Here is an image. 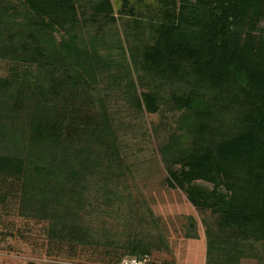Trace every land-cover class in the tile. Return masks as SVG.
<instances>
[{"label":"trees","instance_id":"obj_1","mask_svg":"<svg viewBox=\"0 0 264 264\" xmlns=\"http://www.w3.org/2000/svg\"><path fill=\"white\" fill-rule=\"evenodd\" d=\"M5 1L0 0V57L17 65L30 55L39 69L58 66L53 71L71 72L74 84L82 87L88 83L83 71L94 70L77 59L83 30L97 27L101 32L127 17L138 27L142 17L133 0H124L118 14L112 0H21L25 28L11 30L12 6ZM147 27L148 41L129 48L133 65L146 76L187 91L166 99L161 91L148 90L135 95L138 107L156 114L170 102L196 121L187 147L175 155L164 151L169 187L181 189L193 206L216 218V227L207 230L210 253L218 244L264 243V0H161L157 17ZM54 34L67 37L61 47L48 42ZM131 83L136 90L138 85ZM60 86L55 84L56 98L44 104L39 85L27 76L0 78L1 201L21 195L35 207L36 201L81 203L74 179L41 181L40 176L56 175L63 146L81 150L86 166L95 149L113 142L86 93L78 95L72 87L70 94L59 95ZM223 97L224 107L217 111ZM28 98L36 100L33 108L25 104ZM225 116L231 118L222 122ZM19 122H24L21 129L31 131L27 156L22 144L11 150L19 141L13 138ZM66 166L71 167L60 164L62 170Z\"/></svg>","mask_w":264,"mask_h":264},{"label":"rangeland","instance_id":"obj_2","mask_svg":"<svg viewBox=\"0 0 264 264\" xmlns=\"http://www.w3.org/2000/svg\"><path fill=\"white\" fill-rule=\"evenodd\" d=\"M123 1L112 0L115 13ZM144 1L140 4L133 0L142 16L138 27L133 17H127L101 32L97 27L83 30L76 58L89 62L94 69L83 71L88 82L83 87L74 84L71 72L53 71L58 66L39 69L30 55H26L29 63L24 55V61L17 65L0 57V78L27 76L39 85L44 104L55 97L53 87L57 82L61 84L56 91L59 95H68L72 89L78 95L86 93L90 107L110 128L108 139L113 141L98 148L102 160L95 149L86 166V155L81 150L63 146L57 154L56 175L40 176L41 181L74 179L81 203L77 199L71 205L55 206L36 201L35 207L21 195L0 200V264H119L126 257L140 254L149 255L154 264H264V243L247 242L236 247L218 244L210 253L207 230L216 227V218L193 206L181 189H172L167 183L170 176L164 151L175 155L187 147L196 121L191 113L176 110L170 102L156 114L137 105L135 95L140 97L148 90H159L166 99L173 93L187 91L144 75L132 63L129 48L148 41L151 32L147 25L157 17L161 0ZM5 3L12 6L10 29L25 28L21 0ZM64 38L67 39L54 34L48 42L61 47ZM131 81L138 85L136 90ZM27 97H32V93ZM218 100L217 111L223 109L225 97ZM35 101L28 98L25 104L29 108L32 104L33 108ZM229 118L225 116L221 121ZM23 124H17L13 138L20 142H13L11 150L17 151L22 144L21 150L27 156L32 138L27 127L21 129ZM62 162L71 167L62 170ZM54 215L63 219L56 221Z\"/></svg>","mask_w":264,"mask_h":264},{"label":"built area","instance_id":"obj_3","mask_svg":"<svg viewBox=\"0 0 264 264\" xmlns=\"http://www.w3.org/2000/svg\"><path fill=\"white\" fill-rule=\"evenodd\" d=\"M119 264H154V261L149 255L130 256L122 259Z\"/></svg>","mask_w":264,"mask_h":264}]
</instances>
